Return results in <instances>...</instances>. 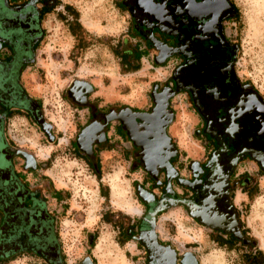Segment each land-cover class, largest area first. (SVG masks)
I'll list each match as a JSON object with an SVG mask.
<instances>
[{
    "label": "flooded vegetation",
    "instance_id": "flooded-vegetation-1",
    "mask_svg": "<svg viewBox=\"0 0 264 264\" xmlns=\"http://www.w3.org/2000/svg\"><path fill=\"white\" fill-rule=\"evenodd\" d=\"M43 5L41 0H0V171L23 181L24 170H37L36 159L14 143L7 126L10 119L21 116L48 141L54 140L40 102L21 80L22 72L34 64L35 49L45 36L41 22L51 11L42 13ZM120 5L128 13L132 32L142 41V50H150L144 55L155 64L170 65L168 80L159 89L153 86L151 102L141 108L97 104L90 100L91 84L73 80L65 90L67 102L75 109H89L88 121L78 129L71 147L74 155L92 164L101 147L109 149L122 138L135 149L131 169L141 173L133 184L143 205L136 237L145 264H192L187 252L199 264L192 250H179L157 236V215L172 207L219 246L250 247L235 196L237 192L247 196L257 179L264 178V96L235 66L238 44L229 30L237 12L234 3L120 0ZM163 91L165 114L153 126L154 135L147 134L146 144H141L131 129L144 130L141 116L153 112L155 95ZM176 96L188 101L193 114L191 134L200 142L195 155L180 150L170 135L174 115L169 103ZM123 112L131 115L129 122L120 117ZM91 125H97V130L91 141L82 145L81 135ZM15 159H20L19 168ZM149 161L155 162L151 165ZM155 207H160L153 219L156 244L148 236V213ZM246 253L255 254V250H244Z\"/></svg>",
    "mask_w": 264,
    "mask_h": 264
},
{
    "label": "rangeland",
    "instance_id": "rangeland-1",
    "mask_svg": "<svg viewBox=\"0 0 264 264\" xmlns=\"http://www.w3.org/2000/svg\"><path fill=\"white\" fill-rule=\"evenodd\" d=\"M231 1L237 9L229 26L231 38L238 44L237 72L264 96V0ZM58 2L41 22L45 36L35 49L34 64L21 75L24 88L40 102L43 116L52 126L54 140L48 141L21 116H14L7 125L14 143L30 151L36 159L37 170L34 173L24 170V182L30 188H41L49 210L57 215L65 264H81L85 256L92 264H145L144 251L136 239V224L143 214V205L133 184L141 173L131 169L135 149L124 138L114 146L111 143L109 149L101 147L96 157L97 172L75 156L71 147L78 129L88 121L89 109H75L67 102L65 90L73 80H83L94 91L102 92L96 99L92 95L94 91L90 94V100L97 104L141 108L151 102L154 85L159 89L166 84L170 65L155 64L145 55L131 60L133 50L142 46V41L132 32L128 13L120 0ZM64 4L77 13L79 26H75L74 32L67 26L73 16L65 13ZM57 11L65 13L67 22L58 18ZM145 52L150 54V50ZM165 99L164 91L156 94L153 112L141 116L145 120L144 130L131 129L136 141L146 144V135H154L153 126L165 114ZM169 105L174 115L173 130L170 128L173 142L186 154L195 155L200 142L191 134L193 119L187 109L188 101L176 96ZM120 117L129 122L131 115L123 112ZM95 130L97 125H91L83 132L82 145L91 141ZM19 162L20 159L14 160L17 168ZM149 162L152 165L155 161ZM247 191V196L237 192L235 201L252 242L250 247L219 246L204 231L197 232L176 207L157 215L155 230L159 240L179 250H192L199 264H246L243 255L249 249L255 250L257 261L263 258L261 264H264L261 243L264 178L260 176ZM0 264L46 263L23 254Z\"/></svg>",
    "mask_w": 264,
    "mask_h": 264
},
{
    "label": "trees",
    "instance_id": "trees-1",
    "mask_svg": "<svg viewBox=\"0 0 264 264\" xmlns=\"http://www.w3.org/2000/svg\"><path fill=\"white\" fill-rule=\"evenodd\" d=\"M41 1L44 4L42 13L52 11L59 3L58 0ZM63 9L73 16V20L67 22L64 12L57 11V16L74 32L75 26H79L77 13L68 4H64ZM122 58L125 60L126 56ZM88 164L97 172L96 161ZM8 186L14 187L8 189ZM57 222V215L49 210L40 189L28 188L27 183L14 174L0 171V263L24 254L46 264H65ZM243 259L247 264H261L263 261V258L257 261V255L250 253L244 254Z\"/></svg>",
    "mask_w": 264,
    "mask_h": 264
},
{
    "label": "water",
    "instance_id": "water-1",
    "mask_svg": "<svg viewBox=\"0 0 264 264\" xmlns=\"http://www.w3.org/2000/svg\"><path fill=\"white\" fill-rule=\"evenodd\" d=\"M27 156H28L29 158H31L32 161H33V158L31 157V155H27ZM30 167L33 168V166H30ZM138 194H139V196H140L142 199H144V197L142 196V194H141L139 191H138ZM159 209H160V207H155V208H153V210H151V211L148 213V215H149V220H148V225H149L148 232H149V234H148V236H149V238L151 239V243H154V244H156V241H155V234H154V231H153V224H154L153 219H154V214H155L156 211H158ZM136 239H137V237H136ZM158 246H159V245H158ZM186 254H187V256L190 258L192 264H196L195 259L193 258L192 254L189 253V252H187ZM81 264H92V262H91V260H90V258H89L88 256H85V257L82 259Z\"/></svg>",
    "mask_w": 264,
    "mask_h": 264
},
{
    "label": "crops",
    "instance_id": "crops-1",
    "mask_svg": "<svg viewBox=\"0 0 264 264\" xmlns=\"http://www.w3.org/2000/svg\"><path fill=\"white\" fill-rule=\"evenodd\" d=\"M145 54V51H143L142 50V48H141V46H136L135 47V49L133 50V55H132V59L131 60H138V59H140V58H142L143 57V55ZM93 91H94V89H93ZM100 93H102V92H97V91H94L93 92V96L95 97V99L96 98H98L99 97V95H100ZM185 107H187L186 105H185ZM188 109V108H187ZM189 110V109H188ZM190 111V110H189ZM191 115H192V119H193V114H192V112H191ZM170 128L173 130V127L172 126H170ZM171 135V134H170Z\"/></svg>",
    "mask_w": 264,
    "mask_h": 264
},
{
    "label": "bare ground",
    "instance_id": "bare-ground-1",
    "mask_svg": "<svg viewBox=\"0 0 264 264\" xmlns=\"http://www.w3.org/2000/svg\"><path fill=\"white\" fill-rule=\"evenodd\" d=\"M261 243H262V248L264 249V239H261ZM153 247H154V245H153Z\"/></svg>",
    "mask_w": 264,
    "mask_h": 264
}]
</instances>
